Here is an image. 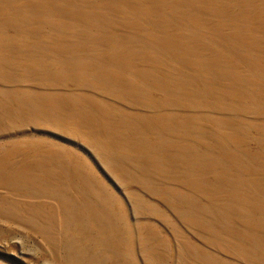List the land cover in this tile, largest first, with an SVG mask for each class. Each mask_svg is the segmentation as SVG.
I'll return each instance as SVG.
<instances>
[{
    "label": "rangeland",
    "instance_id": "obj_1",
    "mask_svg": "<svg viewBox=\"0 0 264 264\" xmlns=\"http://www.w3.org/2000/svg\"><path fill=\"white\" fill-rule=\"evenodd\" d=\"M0 264H264V0H0Z\"/></svg>",
    "mask_w": 264,
    "mask_h": 264
}]
</instances>
